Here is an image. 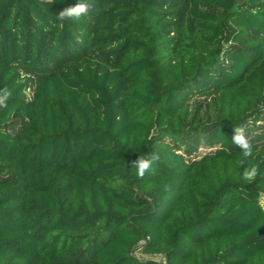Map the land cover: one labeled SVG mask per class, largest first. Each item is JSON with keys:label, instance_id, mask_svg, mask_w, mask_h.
I'll return each mask as SVG.
<instances>
[{"label": "trees", "instance_id": "1", "mask_svg": "<svg viewBox=\"0 0 264 264\" xmlns=\"http://www.w3.org/2000/svg\"><path fill=\"white\" fill-rule=\"evenodd\" d=\"M89 2L0 0V264H264V0Z\"/></svg>", "mask_w": 264, "mask_h": 264}, {"label": "clouds", "instance_id": "2", "mask_svg": "<svg viewBox=\"0 0 264 264\" xmlns=\"http://www.w3.org/2000/svg\"><path fill=\"white\" fill-rule=\"evenodd\" d=\"M93 11V5L89 0H78L74 6L67 7L61 10L57 15L59 21L79 20L81 17L88 16ZM12 92L7 88L0 89V108L7 107V101L11 98ZM232 144L238 146L244 157H252L253 149L250 139L245 134V128L237 126L234 128V135L232 137ZM158 159V155L151 153L147 156H138L137 159L131 161L132 167L135 169V176L143 178L145 173L148 172L153 163ZM258 168L251 166L245 168L243 171V179L251 181L258 174Z\"/></svg>", "mask_w": 264, "mask_h": 264}]
</instances>
